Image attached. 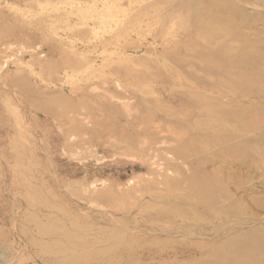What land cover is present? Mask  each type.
<instances>
[{
  "label": "rangeland",
  "instance_id": "obj_1",
  "mask_svg": "<svg viewBox=\"0 0 264 264\" xmlns=\"http://www.w3.org/2000/svg\"><path fill=\"white\" fill-rule=\"evenodd\" d=\"M261 67L264 0H0V264H264Z\"/></svg>",
  "mask_w": 264,
  "mask_h": 264
},
{
  "label": "bare ground",
  "instance_id": "obj_2",
  "mask_svg": "<svg viewBox=\"0 0 264 264\" xmlns=\"http://www.w3.org/2000/svg\"><path fill=\"white\" fill-rule=\"evenodd\" d=\"M248 56H250V54L246 55V57H245V56H244V57H238L237 60H238L239 58H242L241 61L238 63L239 65H238L237 63H235V64L230 63V65H229L228 67L225 68L224 73L227 74V75H233V79H234L235 81H236V80L241 81V80L243 79V77H244V79L242 80L241 83L244 82V80L247 78L246 76H247L248 74L251 75L252 78L254 77V78H257L258 80H260V76H258V75H252V72H250L249 70H247V69L244 67L245 64L249 62L248 60H246ZM229 61H230V62H233V61L236 62V61L234 60V58H231V56H229ZM254 61H255V60H254ZM255 65L259 66L258 63H255ZM239 68H242V70H243V72H244V76H243V73H241L240 71L237 70V69H239ZM252 69H253V72H254V71H255V68L253 67ZM263 69H264V67H261V68H258L257 70L262 71ZM242 76H243V77H242Z\"/></svg>",
  "mask_w": 264,
  "mask_h": 264
}]
</instances>
